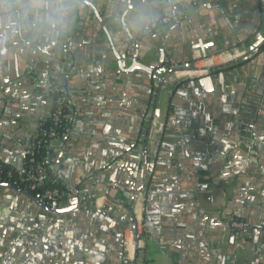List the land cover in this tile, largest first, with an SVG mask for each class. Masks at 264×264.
Masks as SVG:
<instances>
[{
    "label": "crops",
    "instance_id": "obj_1",
    "mask_svg": "<svg viewBox=\"0 0 264 264\" xmlns=\"http://www.w3.org/2000/svg\"><path fill=\"white\" fill-rule=\"evenodd\" d=\"M141 2L79 0L70 33L46 43L0 18V161L26 171L55 85L69 124L49 153L52 179L123 201L112 205L118 216L90 215L74 196L59 202L73 209L43 212L0 183V264H126L123 242L137 236L138 264H264V40L256 46L264 0H144L158 26L130 34L126 17ZM236 46L253 54L201 76L171 71L192 63L195 50ZM115 50L139 53L154 75L165 69L161 82L123 71ZM139 186L143 195L128 199ZM40 225L55 237L50 248L22 234Z\"/></svg>",
    "mask_w": 264,
    "mask_h": 264
},
{
    "label": "built area",
    "instance_id": "obj_2",
    "mask_svg": "<svg viewBox=\"0 0 264 264\" xmlns=\"http://www.w3.org/2000/svg\"><path fill=\"white\" fill-rule=\"evenodd\" d=\"M183 13H169L165 15L161 22L166 23H173L177 20ZM158 21L156 20L152 27L158 26ZM257 37H261L264 40V34L259 32ZM252 50L248 49L245 46H236L230 49H224L215 51L209 54H204L200 51L195 50L193 61L187 67H182L176 63L171 65V71L175 75L187 74L190 76H201L204 74L210 73L213 69L217 67H224L229 64H234L238 62H242L246 60L250 55H252ZM60 90L59 87L53 86L51 88V93H58ZM57 107L52 117L53 124L49 129H45L41 132L39 136L37 145L45 144L46 147L52 149L54 145V141L57 139V131L56 126L61 121V117L64 112V102L63 99L59 96L56 98ZM47 159H37L36 157L32 156L28 159V167L24 172H17L14 169L10 168L8 171V175L10 177H17L22 182H29L31 189H37L38 187H42L47 183ZM5 164L1 162L0 164V173L3 171ZM70 197H76L79 199V203L81 205H87L92 203L95 209H105L114 205V203L105 195L99 194L94 197L88 198L81 194L79 189H72L67 192ZM60 191L56 188L46 189L43 193V198L47 199L51 203L59 202L60 198ZM143 195L141 192L138 196ZM140 221L134 216V227L133 231L138 234L139 233V224ZM249 226V224L245 221H234L233 227L239 229H245ZM144 245V239L140 238L137 239H127L124 243V255L125 260L128 261L130 264H138L137 257L138 251L142 249Z\"/></svg>",
    "mask_w": 264,
    "mask_h": 264
},
{
    "label": "clouds",
    "instance_id": "obj_3",
    "mask_svg": "<svg viewBox=\"0 0 264 264\" xmlns=\"http://www.w3.org/2000/svg\"><path fill=\"white\" fill-rule=\"evenodd\" d=\"M79 0H0V18L15 21L18 34L36 43H46L67 36L73 28ZM157 12L144 2L136 5L126 17L130 34L153 26Z\"/></svg>",
    "mask_w": 264,
    "mask_h": 264
},
{
    "label": "water",
    "instance_id": "obj_4",
    "mask_svg": "<svg viewBox=\"0 0 264 264\" xmlns=\"http://www.w3.org/2000/svg\"><path fill=\"white\" fill-rule=\"evenodd\" d=\"M85 3H87V4H89L91 6V8L95 12V14H98L96 7L92 3H90L89 1H85ZM256 40H257L256 46L259 45L263 41V39L261 37L260 38L257 37ZM115 54H116V56L118 58V64H119L120 68L123 71H125V72H130V71L138 68V69H141V70L147 72L150 75V77H153V79L155 81H157V82H161V78L160 77L162 75V72L166 73L165 69H162V71H157V73L154 75L153 66H147V65L143 64L141 62L142 59H141L139 53H134L131 56V55H127V54H119L115 50ZM127 61H131L132 62V64L128 68L126 67ZM144 118H145V115L143 117H141V119H144ZM148 119L150 120L151 117H148ZM153 131L155 132V128L154 127H153ZM7 187L8 188L11 187L10 191H16V188H15V190L13 188L15 186L8 185ZM117 188H119V187H117ZM141 191H142V187L139 186L137 188V191H135V194H133V195L126 194V197L133 201L134 199H136L138 197V195H139V193ZM19 192L24 194L26 196V199L29 200V206L30 207L32 205H37L39 207V209L42 210L43 212L46 211V212H53V213H65V212H67V211H69V210L74 208V206L62 207V206H60L59 202H53L51 204H47L42 199H40L38 196H35V195L31 194L30 192H28L26 190H23V189H20ZM102 194H105L114 203V205L115 204L123 205V201L122 200L113 199L110 196V190H107L105 193H102ZM71 203L78 205L79 199L75 197L74 199L71 200ZM113 206H111L110 208H112ZM84 207H88L87 212L90 215L108 216V212H110L112 215H116V216L119 215V212L118 211H114L113 208L111 210H108L109 207L105 208V209H95L93 207L92 203H90L89 205H85ZM132 220H133V224H134V219H132ZM121 221H125V219L124 220L121 219ZM31 223H33V222H30V224ZM133 227H134V225H133ZM124 228H128V226L125 225ZM124 228H122V230ZM35 230H36L35 233L37 235H34V233L31 231V228H29V230L26 229V232L22 233V234L24 235L26 240L30 239L33 244L36 245L39 242L40 243L43 242V243H45L44 247L50 248L51 241H54L55 237L53 235H51V234H47L46 232L48 231V229H46L42 225L37 227ZM10 232H11V229H9V233ZM16 235L17 234L15 233V236ZM139 239H140V237L137 236V240H139ZM46 243L48 245H46ZM124 243H125V241L123 242V251H124ZM38 246H40V244H38ZM137 257H142L141 250L138 251ZM126 264H130V263L128 261H126Z\"/></svg>",
    "mask_w": 264,
    "mask_h": 264
},
{
    "label": "trees",
    "instance_id": "obj_5",
    "mask_svg": "<svg viewBox=\"0 0 264 264\" xmlns=\"http://www.w3.org/2000/svg\"><path fill=\"white\" fill-rule=\"evenodd\" d=\"M261 47H264V43L261 45ZM53 95V94H52ZM61 97L63 99V102L65 104L64 106V112L63 115L61 117V121L58 124V126H56V131H57V135L58 137H61L69 124V119L67 118V114H68V100L66 97L65 92L60 88L58 93H54L53 95V110H52V115L50 116V118L48 120L45 121V123L42 125L41 130H40V135L41 132L45 129H49L52 124V117L53 114L55 112V109L57 107V101L56 98L57 97ZM39 135V136H40ZM52 149H49L48 147H46L45 144H41V145H37L36 148L34 149L33 152H31L29 154V157H36L37 159L41 160V159H49V153L51 152ZM1 164V161H0ZM10 170V167L5 165L3 168V171L0 173V183H8V184H14L15 186L19 187L20 189L26 190L28 192H30L31 194L38 196L40 199H42L45 203L47 204H51L50 201H48L47 199L43 198V193L46 189H51V188H56L60 191L61 195L59 198V202L60 201H68L69 200V195H68V191L67 189H65L63 186H61L60 184L56 183L53 179L52 176L50 175L49 172V163L47 162V173H48V177H47V183L42 186V187H38L37 189H31L30 187V183L29 182H22L20 181L17 177H10L8 175V171Z\"/></svg>",
    "mask_w": 264,
    "mask_h": 264
}]
</instances>
